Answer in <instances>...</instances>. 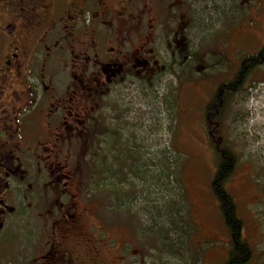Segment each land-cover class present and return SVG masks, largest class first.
<instances>
[{
  "label": "flooded vegetation",
  "instance_id": "1",
  "mask_svg": "<svg viewBox=\"0 0 264 264\" xmlns=\"http://www.w3.org/2000/svg\"><path fill=\"white\" fill-rule=\"evenodd\" d=\"M214 6L0 0V264H134L128 232L83 200L94 190L77 180L85 147L111 132L113 159L125 158L136 112L117 103L158 92L178 62L171 50Z\"/></svg>",
  "mask_w": 264,
  "mask_h": 264
},
{
  "label": "rangeland",
  "instance_id": "2",
  "mask_svg": "<svg viewBox=\"0 0 264 264\" xmlns=\"http://www.w3.org/2000/svg\"><path fill=\"white\" fill-rule=\"evenodd\" d=\"M214 5L213 12H197L192 41L171 50L178 62L158 92L117 103L135 110L131 135L143 144L148 178L161 172L162 184L134 179L124 209L112 204L106 184L98 195L90 190V200L83 195L99 204L101 217L119 234L128 232L134 264H222L226 256L228 233L211 191L216 158L204 133L205 107L218 84L236 71L240 54L264 42V0H214ZM111 125L106 119L103 127L109 131ZM222 133L237 157L226 187L254 248L247 264H264V66L253 69L244 90L226 105ZM85 148L83 176L77 178L83 192V186L98 182L91 168L100 156L97 142ZM75 164L72 157L69 165Z\"/></svg>",
  "mask_w": 264,
  "mask_h": 264
},
{
  "label": "trees",
  "instance_id": "3",
  "mask_svg": "<svg viewBox=\"0 0 264 264\" xmlns=\"http://www.w3.org/2000/svg\"><path fill=\"white\" fill-rule=\"evenodd\" d=\"M258 66H264V43L256 52L240 55L237 69L232 77L218 84L216 92L205 107L204 133L216 158L215 171L211 180V191L216 199L223 224L228 233V248L222 264H247L254 254L253 246L243 233L245 219L238 214L234 196L226 187V183L234 172L237 157L235 151L228 145L223 136L222 119L226 105L235 98L237 93L244 90V83L249 80L253 69ZM132 137V140L130 139L127 144H119L120 150H124L125 158H118L117 160L113 159L112 150L114 147L111 132L105 133L99 139H94L97 140L100 146V156L98 161L95 160L96 163L91 168V174L96 173L98 182L95 183V187L87 185L93 187L98 195L99 186L102 187L106 184L109 199L113 201L112 204H117L119 208L123 209L128 208L122 205L129 201L128 192L132 188L129 184L135 187L134 179H139L142 184L146 180V182L155 180L162 184L159 180L161 179L160 175H163L161 172L157 175L151 173L148 178L149 169L146 168L143 160L145 157L144 150L141 149V145L137 144L133 134ZM160 166L163 165L160 163ZM158 169L161 171L159 167ZM188 215L190 216L189 212ZM190 224L191 227H194L192 220ZM189 232H192V230H189L187 235Z\"/></svg>",
  "mask_w": 264,
  "mask_h": 264
}]
</instances>
